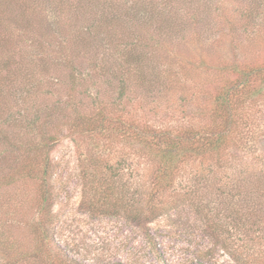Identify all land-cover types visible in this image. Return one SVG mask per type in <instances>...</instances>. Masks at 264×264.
<instances>
[{
	"label": "rangeland",
	"instance_id": "1",
	"mask_svg": "<svg viewBox=\"0 0 264 264\" xmlns=\"http://www.w3.org/2000/svg\"><path fill=\"white\" fill-rule=\"evenodd\" d=\"M129 44L144 60L124 84L126 115L145 114L149 123L174 126L176 118L188 120L184 115L197 87L218 81L192 63L200 54L214 66L254 55L264 62V0H0V59L7 60L0 70V100L8 104L1 102L5 115L14 119L10 126L0 122V150L7 151L0 163V214L32 217L34 183L7 178L15 167L10 162L13 132L24 118L50 113L47 132L59 128L51 151L57 164L54 236L68 255L86 264H236L181 197L150 225L151 240L123 214L92 213L82 200L77 157L85 148L77 151V139L61 127L70 113L64 101L89 107L117 97L121 83L107 73L122 68L115 58L123 49L129 52ZM70 60L74 66L65 64ZM72 70L78 86L69 84ZM253 105L251 119L240 127L246 138L239 146H245L230 152L264 164V90ZM125 151L110 162L124 167L117 185L124 183L136 197L137 184H148L151 168L145 157ZM190 170L183 168L172 183L180 194ZM8 226L12 246L26 248L30 236L24 225Z\"/></svg>",
	"mask_w": 264,
	"mask_h": 264
},
{
	"label": "trees",
	"instance_id": "2",
	"mask_svg": "<svg viewBox=\"0 0 264 264\" xmlns=\"http://www.w3.org/2000/svg\"><path fill=\"white\" fill-rule=\"evenodd\" d=\"M127 49L130 51L123 49L115 58L117 66L122 67L119 71L117 67L109 74L105 70L121 83L117 97L89 107L64 101L70 113L61 127L77 139V151L85 148L77 157L82 200L92 213L123 214L151 240L150 225L181 197L203 218L206 234L236 264H264V164L256 158L248 162L246 157L230 152L246 138L240 127L251 119L256 106L253 103L264 90V62H256L258 55H254L253 60L214 66L200 54L192 63L204 73L217 76L218 81L214 86L200 84L192 96L191 111L184 115L188 120L176 118V124L168 127L149 123L145 114L126 115L124 89L144 60L132 44ZM6 61L1 57L0 70L7 66ZM65 64L74 66V60ZM67 78L69 84L78 86L76 71L68 73ZM1 102L8 105L0 100V122L10 126L14 119L5 115ZM50 121V113L24 118V124L13 132L10 162L15 167L7 178L11 181L14 175L32 181L34 202L31 218H3L0 214V264H86L68 255L54 236L57 164L51 151L59 140V128L48 133ZM128 148L145 157L151 168L148 184H137L141 191L136 197L129 196L124 183L117 185L124 167L110 162L128 154ZM6 153L0 150V163ZM187 166L191 177L180 194L172 183ZM14 221L29 233L26 248L13 247L5 231Z\"/></svg>",
	"mask_w": 264,
	"mask_h": 264
}]
</instances>
